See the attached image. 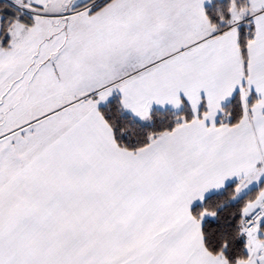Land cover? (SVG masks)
Masks as SVG:
<instances>
[{
    "label": "snow or ice",
    "instance_id": "snow-or-ice-1",
    "mask_svg": "<svg viewBox=\"0 0 264 264\" xmlns=\"http://www.w3.org/2000/svg\"><path fill=\"white\" fill-rule=\"evenodd\" d=\"M0 264H264V0H0Z\"/></svg>",
    "mask_w": 264,
    "mask_h": 264
}]
</instances>
